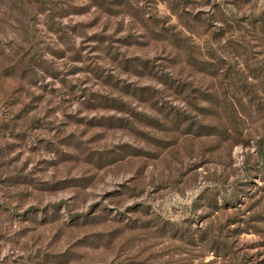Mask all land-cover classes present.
Returning <instances> with one entry per match:
<instances>
[{"label":"rangeland","instance_id":"rangeland-1","mask_svg":"<svg viewBox=\"0 0 264 264\" xmlns=\"http://www.w3.org/2000/svg\"><path fill=\"white\" fill-rule=\"evenodd\" d=\"M0 264H264V0H0Z\"/></svg>","mask_w":264,"mask_h":264}]
</instances>
